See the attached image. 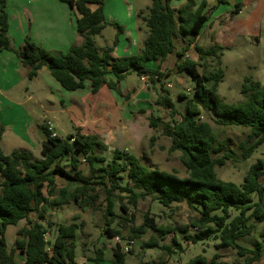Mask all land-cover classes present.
Listing matches in <instances>:
<instances>
[{
  "label": "trees",
  "instance_id": "trees-1",
  "mask_svg": "<svg viewBox=\"0 0 264 264\" xmlns=\"http://www.w3.org/2000/svg\"><path fill=\"white\" fill-rule=\"evenodd\" d=\"M57 1L77 11L79 17L75 20V29L82 37L80 45L71 46L67 52L48 51L26 37L22 46L12 47L8 37L7 0H0V51L12 52L19 59L27 69L28 80L45 69L67 92L87 86L92 94H96L105 86L128 98L129 93H122L117 87L129 74L144 77L154 84L172 73H186L194 84V91L190 98L179 95L184 101L183 113L176 111L169 91L161 86L155 106L168 111L171 121L162 123L159 118L151 116L149 126L157 128L162 123V134L170 139L168 152L180 153V162L187 176L181 178L175 173L149 168L136 155L124 150L114 149L107 157L108 147L97 137L76 133L61 138L43 124L41 130L45 140L41 144L40 159L25 150H14L8 155L0 150V264H77V235L89 236L85 220L74 215L68 224L42 223L49 209L69 204L101 211L104 233L111 238L119 234L110 227L116 219L114 208L118 204L125 215L123 220L130 224L129 242L153 231L141 249L158 248L172 253L171 247L160 246L158 240L172 234V243L182 251L174 235L187 233L192 228L193 234L184 237L188 243L197 244L212 238L219 241L216 248H230L243 258L237 264L259 262L264 258V184L260 182L264 176V161L257 160L252 164L239 185L219 179L215 168L224 166L228 160L246 161L264 144V84L246 77L240 86L243 100L224 102L217 92L224 77L220 68L224 48L194 45L199 61L184 57L208 20V16L202 13L205 1L197 4L195 0H185L174 8L171 5L173 0H150L146 14L138 13L147 29L143 47L136 54L119 57L113 55L118 44L117 36L110 47L101 50L94 43L93 38L106 26L115 27L117 35L123 32L120 25L105 20L104 0ZM89 5L97 8L91 11ZM231 14L234 16L237 11ZM176 38L186 41V46L175 52L177 63L174 70L161 72L148 68L149 63H162L174 52ZM206 58L212 59L216 67L205 65ZM107 75L114 80H106ZM203 111L210 113L209 120L217 126L248 129L247 139L239 145V157L228 148L226 140H218L210 123L202 120ZM177 115L178 120L175 119ZM3 132L0 125V141ZM217 154L220 156L213 158ZM81 159L87 166L86 176L80 170ZM56 178L64 179L73 188L57 187ZM254 196L258 199L256 203ZM146 197L164 208L183 203L197 216L190 224L174 228L155 224L147 213L143 223L137 226L129 207L136 208ZM231 211L237 214L232 216ZM20 222H25V226L16 231L13 247L8 249L6 230ZM257 224L262 225L259 239L250 248L241 246L238 241L250 236ZM51 229L52 239L48 241L46 234ZM103 248L94 249L93 257L84 255L85 260L99 264L103 260ZM111 252V264H124L126 253L119 243L111 247ZM16 254L23 257L22 263L16 261ZM217 258L214 255L207 260L198 255L188 264H218Z\"/></svg>",
  "mask_w": 264,
  "mask_h": 264
},
{
  "label": "rangeland",
  "instance_id": "rangeland-1",
  "mask_svg": "<svg viewBox=\"0 0 264 264\" xmlns=\"http://www.w3.org/2000/svg\"><path fill=\"white\" fill-rule=\"evenodd\" d=\"M105 9L108 11L109 6L113 5L115 11L118 12V18L121 20L118 24L127 25L132 31L133 23L136 16L131 14V10L136 12L138 0H105ZM144 8V6H142ZM144 14L145 8L143 9ZM132 15V17H130ZM140 24H143L141 20ZM109 23V22H108ZM145 27V26H144ZM137 35V49L133 47L132 54H136L143 47V36L141 32L133 31ZM262 34V33H261ZM117 35V30L113 26H106L102 33L95 36L94 43L98 50L111 46L115 37L118 41H124L125 38ZM264 37V35H261ZM264 39V38H262ZM174 45L179 46L178 39L174 40ZM119 52V51H118ZM264 58V42H260L259 46H254L252 58L248 56L242 59L241 57H233L231 61L220 64L223 70V80L217 87V92L224 102L237 103L243 100L240 93V86L244 76H253V71L248 69L245 61ZM175 57H170L166 62V69L174 70L173 60ZM206 58L205 61H208ZM204 61V62H205ZM247 61V62H248ZM205 65H207L205 63ZM211 65V64H209ZM216 64H212V67ZM202 71V68H199ZM164 71V72H165ZM109 76L106 78L108 80ZM29 87L31 99L27 93H23L25 87ZM161 86L167 89L170 97L175 105V109L179 114L183 113V101L179 99V95H184L188 98L193 96V92H187V88H193L194 84L187 76L181 74H171L162 81H156L154 84L149 83L145 78L141 81L135 74L127 75L124 80L118 85V90L124 93L129 90V97L125 98L118 96V93L112 90L111 95H102L93 97L90 94L88 87L77 92H67L63 90L58 83L48 74L45 69H42L36 79L28 80L26 77L21 80L18 88L20 101L24 102V110L31 112L34 109V117L40 119L39 124L49 123L52 125L51 131L58 136L64 138L69 134L81 132L85 135L95 136L108 147L106 152L107 157L111 156V151L114 149L124 150L136 155L140 162L149 168H155L166 173H175L181 178H185L187 173L180 162V153H169L170 139L162 134V123H170L171 118L168 111L155 106L156 98L161 94ZM115 93V94H114ZM88 97V101H86ZM46 99L52 103L44 106V110L38 108L34 99ZM78 99V104L76 102ZM28 101V102H27ZM151 116L159 118L162 123L157 128L149 126V118ZM179 119V116H175ZM210 119L208 111L202 112V120L208 121L213 129L218 140H226L228 148L238 157L240 156L239 145L244 143L248 136V129L241 127H221L215 125ZM153 138V141L151 140ZM7 141V136L4 137ZM27 148L21 142L15 140L13 143L8 142L1 144L0 148L4 154H9L12 148ZM35 151H33L34 153ZM39 155V152L36 151ZM220 154L213 155V158L219 157ZM257 160L264 161V144H262L246 161L228 160L224 166L216 167L215 173L222 181L233 182L237 185L242 183L243 177L246 175L250 166ZM80 170L84 176L87 175V166L81 159ZM59 187H73L64 179L57 178ZM260 182L264 184V176L260 178ZM124 183V181H122ZM254 203L258 201L257 197L253 198ZM116 219L111 224V229L118 231L119 234L115 237L119 238V244L124 247L129 245L130 249L126 253L124 264H188L196 256H202L210 260L214 255L218 256V264H237L243 261L235 250L230 248H216L218 240L210 238L207 241L197 244L188 243L185 240V235L193 234L192 228H189L187 233L177 232L174 237L181 245L182 251L172 243V234L166 235L164 238H159V245L171 247V252L153 249H141L142 243L148 240L153 231L149 230L140 239L129 242L130 224L125 222V215L119 210L118 204L115 205ZM129 212L134 219L135 225L139 226L143 223L144 215L148 213L157 225L179 227L190 224L197 214L189 209L183 203H173L169 208L162 207L158 202L153 201L150 197H146L138 202L136 208L129 207ZM250 213V212H249ZM237 213L231 211L234 216ZM78 215L86 219V233L89 235L84 238L78 234L76 244L80 247L82 241L85 240L89 255H93L92 246L99 247L102 243L107 245V248L115 245V237H109L104 233V217L101 211H93L87 207L80 208L74 204H69L55 209H49L45 213V219L42 222L46 225L50 222L55 225L60 222H68L72 216ZM32 218H35L32 216ZM127 219H130L127 216ZM15 227L11 226L5 234V242L8 249L13 247L12 231ZM262 229L261 224L256 225L254 232L241 240L238 243L243 247L250 248L252 243L259 239V232ZM51 229L46 238L51 241ZM94 248V247H93ZM87 249L85 251H87ZM110 250V249H109ZM79 251V249H78ZM77 251V253H78ZM111 254L106 250L103 253V260L99 264H111ZM85 264H94L93 262H85ZM255 264H264V258Z\"/></svg>",
  "mask_w": 264,
  "mask_h": 264
},
{
  "label": "crops",
  "instance_id": "crops-1",
  "mask_svg": "<svg viewBox=\"0 0 264 264\" xmlns=\"http://www.w3.org/2000/svg\"><path fill=\"white\" fill-rule=\"evenodd\" d=\"M184 1L185 0H173L171 5L174 8H178L184 3ZM195 1L197 4H200L201 2V0ZM204 1L205 7L202 13L208 16V20L194 43L186 50L184 57L198 62L199 55L195 51L194 45L201 48H208L212 45H217L224 48L220 57V62H222V64H224V58L227 59L226 62L231 61L233 57H241L244 59V57L248 56L249 59L250 57L252 58L254 46H259L261 40L264 42V39H262L264 37L261 36L264 35V0ZM138 3L140 5L138 6L136 12L134 13V11H130L132 15L136 16L132 26V31L129 30L127 25L118 24L121 20L118 18L119 14L115 11L113 5L109 6L108 11L103 6L105 20L109 23H116L123 28V32L120 36H123L125 40L118 41V44L113 52V55L116 57L133 55V47H135L134 49L136 51V42L138 37L137 35H134L133 31L137 33L142 31V42L147 36V29L144 27L145 25L141 18L138 17V13L144 14V8L145 11H147L150 6V0H138ZM105 4L104 0V5ZM142 6H144V8H142ZM89 8L93 11L97 8V6L89 5ZM235 10L237 11V14L233 16L231 13ZM6 12L9 23L8 37L10 38L12 47L14 48L22 46L26 37H29L30 41L35 45L48 51L67 52L71 46L80 45L82 43V37L76 33L75 29V20L79 17V15L75 8H70L65 3L57 0H7ZM132 15L130 17H132ZM140 20L143 24H140ZM176 39H178L179 46L174 45V52L169 54L162 63H149L148 68L159 69L161 72H164L166 69V62L171 56L175 57L173 60L175 67L177 63L175 52L181 51L182 48L186 46V41L180 38ZM247 61L244 62V65L246 64L247 68L253 71V76H244L242 80L248 77L264 84V58ZM203 63H206L208 66L211 64L210 66H212L214 61L209 58L208 61ZM40 72H42V70L39 71L38 75L34 79L39 76ZM26 73L27 69L21 65L19 59L12 52L0 51V125L4 128L0 145L8 142L13 143L17 140L27 148L14 147L11 152L14 150H25L29 152L32 157L40 159L41 144L45 140V135L41 130L42 124H39L40 119L33 116L35 114L34 109H32L31 112L24 110L23 105L26 100L24 99V102L20 101L18 94L19 91L16 90L21 80L26 77ZM175 74H181L182 76L185 75L189 78L184 72ZM108 76V80H114L111 75H107L106 78ZM190 81L192 80L190 79ZM29 91L28 86L22 91L23 93H27L29 95L27 96L28 100L31 99ZM186 91L193 92L194 87L187 88ZM111 92L113 91L104 86L98 91V93L92 94L90 92L89 95L93 97L92 102H94L96 96H110ZM125 92L129 93V90H125ZM118 96L123 97L119 94ZM34 100L35 104L38 105V108L41 110H44V106L47 104L52 103V101L49 102L43 98H37ZM86 101H88V97H86ZM76 102L78 104V99H76ZM44 125H47L50 129L53 128L49 123H45ZM51 133L58 136L52 131ZM78 134L89 136L81 132H78ZM5 136H7V141L4 140ZM33 151L35 152L33 153ZM36 151L39 152V155ZM55 183H57V181H55ZM56 186L59 187L57 184ZM83 219L87 222L85 218ZM70 220L66 223L68 224ZM24 226L25 222H20L18 225L14 226L15 228L12 231V234L14 235L13 239L15 238L16 231ZM10 227L11 226L8 228ZM8 228L6 233L9 230ZM83 244L86 245L85 240L82 241L79 248L76 244L75 262L77 264H85V262H89L85 260L84 255H87L88 257H93L94 255H89V250L87 247L83 246ZM102 247H104L102 249L103 253L106 250L112 257L111 247H109V250L107 245L104 243H102L99 247L92 246V252H94V249ZM86 249L87 251H85ZM16 261L18 263H22L24 259L21 255L16 254Z\"/></svg>",
  "mask_w": 264,
  "mask_h": 264
},
{
  "label": "built area",
  "instance_id": "built-area-1",
  "mask_svg": "<svg viewBox=\"0 0 264 264\" xmlns=\"http://www.w3.org/2000/svg\"><path fill=\"white\" fill-rule=\"evenodd\" d=\"M141 81H144L145 78L144 77H141L140 78ZM49 130L51 131V129L49 128ZM115 243H119V238L118 237H115ZM130 247L129 245H125L124 247H122V250L127 253L129 251Z\"/></svg>",
  "mask_w": 264,
  "mask_h": 264
}]
</instances>
